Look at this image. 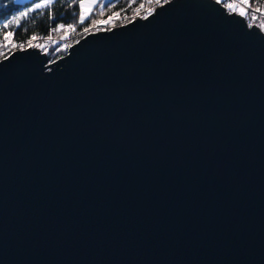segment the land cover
Instances as JSON below:
<instances>
[{
	"label": "water",
	"instance_id": "water-1",
	"mask_svg": "<svg viewBox=\"0 0 264 264\" xmlns=\"http://www.w3.org/2000/svg\"><path fill=\"white\" fill-rule=\"evenodd\" d=\"M0 264H264L262 33L170 0L1 59Z\"/></svg>",
	"mask_w": 264,
	"mask_h": 264
},
{
	"label": "trees",
	"instance_id": "trees-1",
	"mask_svg": "<svg viewBox=\"0 0 264 264\" xmlns=\"http://www.w3.org/2000/svg\"><path fill=\"white\" fill-rule=\"evenodd\" d=\"M80 1L81 0H58V2H54L50 8L34 10L29 13L27 17L22 18L20 27L10 26L9 30L14 29L12 39L14 41H25L33 34L39 36H70L71 39L73 33L68 29L55 32H53L52 29L55 28L58 23H63L65 25L75 23L77 26L74 32H78L80 29H84L94 23V21L107 17L115 12L128 13L141 5L149 6L155 3V0H109L103 5L99 4L94 7L90 15L81 24L78 23V4ZM41 2L42 0H27L22 3H16L15 0H0V44H2L4 33L9 31L3 29V23L19 12L25 11L26 8H32L35 3ZM247 4L264 10V0H247ZM50 12L58 19H49ZM33 20H35V23H33ZM68 42H56L53 44L48 50V62H52L63 56L67 48L73 44L72 41L69 44ZM57 49H59V51H57Z\"/></svg>",
	"mask_w": 264,
	"mask_h": 264
},
{
	"label": "snow or ice",
	"instance_id": "snow-or-ice-1",
	"mask_svg": "<svg viewBox=\"0 0 264 264\" xmlns=\"http://www.w3.org/2000/svg\"><path fill=\"white\" fill-rule=\"evenodd\" d=\"M54 2H58V0H42L41 3H35L33 5L32 8H26L25 11H21L19 12L17 15H14L11 17V19H7L4 23H3V29L5 30H9L10 26H15V27H20L21 26V20L24 17H27L29 13L33 12L34 10L37 9H42V8H50ZM155 2L157 4H159L161 2V0H155ZM167 2V0H166ZM217 2H221V0H217ZM243 3H247V0H243ZM89 8L92 7V5H88ZM141 7H143V5H141ZM225 7L228 9H231L232 11H237V7L235 3L229 2L225 4ZM85 8L86 5L83 2V0H81V2L78 4V23H83L84 20L86 19V13H85ZM259 9L253 10L250 13H246V11L244 10L243 6L240 8L239 10V14L240 15H248L249 16V27L253 26V23L256 21L257 17L255 15V12L258 11ZM90 15V13H89ZM49 19H58L57 17H55L51 12L49 13ZM111 19V18H110ZM33 23H35V20H33ZM95 23V22H94ZM76 24L75 23H70V24H63V23H58L56 25L55 28L52 29L53 32L55 31H60V30H64V29H69V30H75L76 28ZM260 27L264 28V24H261ZM84 32H88V28H84L83 29ZM67 34V33H66ZM14 35V29L13 30H9L6 31L4 33L3 36V42H2V49H7L9 54L11 53L12 50L17 48V43L12 41V37ZM38 39V37L33 34L31 37L28 38L27 40V46L28 47H38L41 49H44L45 51H47V49L44 48V45L42 44H34L33 42L36 41ZM50 39V37H49ZM9 45H11V47H9ZM18 47L23 50L25 48V44L23 42H19L18 43ZM2 49H0V52H2ZM57 51H59V49H57ZM5 59H7V56H5Z\"/></svg>",
	"mask_w": 264,
	"mask_h": 264
},
{
	"label": "built area",
	"instance_id": "built-area-1",
	"mask_svg": "<svg viewBox=\"0 0 264 264\" xmlns=\"http://www.w3.org/2000/svg\"><path fill=\"white\" fill-rule=\"evenodd\" d=\"M157 5H160V3L159 4H157ZM138 9V11H136V13L135 14H140V13H144V14H150V13H152V12H154V9H155V6H154V4H151V5H149V6H143V7H141V6H139V7H137ZM253 10H255V9H249L248 11H247V13H250V12H252ZM133 11L131 12V13H129L128 15L130 16V17H132L131 15H133ZM122 14H125V13H113V14H111V15H109V16H107V17H104V18H102V19H100V20H97V21H95V23H92V24H90L89 26H87L88 27V30L89 31H91V32H95V33H97V32H102V31H106V30H109V29H111V28H114V27H117V26H119V25H123L124 23H126V22H128V21H126L125 20V18L124 17H127V19L129 18V16L128 15H122ZM127 14V13H126ZM138 14V15H139ZM121 15V16H120ZM255 15H256V17H257V19H256V21L253 23V25H254V27L255 26H260L261 24H264V13H262L261 11H256L255 12ZM242 18H243V20L245 21V23H246V25H249V22H250V20H249V16L248 15H243V16H241ZM111 18V19H110ZM117 18H119V20H116ZM135 19V18H134ZM134 19H129V22L130 21H132V20H134ZM114 20V21H113ZM121 20H123V21H121ZM113 21V23H111ZM119 21V23L118 24H116L117 22ZM110 23L111 24H113L112 26H110V27H106V26H108V25H110ZM116 24V25H115ZM115 25V26H114ZM247 27H249V26H247ZM255 28H258V27H255ZM260 29V28H259ZM69 30V29H68ZM67 30V31H68ZM37 37H38V39L36 40V41H34L33 43L34 44H42V45H44V48L45 49H49L50 47H51V45L54 43V42H60V43H64L65 41L66 42H68V38H70V36H67V37H65V36H60V35H58V36H52V37H50V39H49V37H42V36H39V35H36ZM28 40V39H27ZM27 40H25L23 43L25 44V46L26 47H28L27 46ZM61 41H63V42H61ZM2 42H3V40H2ZM9 47H10V45H9ZM38 48V47H37ZM7 53H9L8 52V50L7 49H2V52H0V59L4 56V55H6Z\"/></svg>",
	"mask_w": 264,
	"mask_h": 264
},
{
	"label": "rangeland",
	"instance_id": "rangeland-1",
	"mask_svg": "<svg viewBox=\"0 0 264 264\" xmlns=\"http://www.w3.org/2000/svg\"><path fill=\"white\" fill-rule=\"evenodd\" d=\"M24 1H27V0H15V2L16 3H22V2H24ZM109 0H83V2L85 3V5H86V8H85V13H86V18L89 16V13H91V11H92V9L94 8V7H96L97 5H103L104 3H106V2H108ZM168 1H170V0H167V2ZM217 1V0H216ZM241 2H243V0H240ZM81 2V1H80ZM222 2V1H221ZM220 2V3H221ZM166 3V1L163 3V4H165ZM222 4V3H221ZM247 4V3H246ZM88 5H92V7L91 8H89L88 7ZM144 6H146V5H144ZM248 10L249 9H259V8H257V7H253V6H250V5H248ZM240 8L241 7H237V12L239 13V10H240ZM138 8L136 7V8H134L132 11L134 12L133 13V15H131L132 17H130L128 14L129 13H131L132 11H129L127 14L125 13V14H122V15H128L129 16V18L127 19V17H124L125 18V20L126 21H128V22H126V23H124L123 25H125V24H127V23H129V19L131 20V19H136V18H144L145 16H147L148 14H144V13H138V14H135L136 13V11H138L137 10ZM247 9H245V11H246V13H247V11H248ZM259 11H261L262 13H264V10L263 9H259ZM115 13H118V12H115ZM121 14V13H120ZM121 16V15H120ZM241 16H243V15H241ZM100 19H102V18H100ZM100 19H98V20H100ZM116 20H119V18H117ZM97 21V20H96ZM114 21V20H113ZM113 21L111 22V23H113ZM121 21H123V20H121ZM95 22V21H94ZM131 22V21H130ZM110 23V25H108V26H106V27H110V26H112L113 24H111ZM119 23V21L116 23V24H118ZM115 24V25H116ZM114 25V26H115ZM119 26H121V25H119ZM118 27V26H117ZM114 28H116V27H114ZM112 29V28H111ZM110 30V29H109ZM260 31H262V35L264 36V28H262V27H260V29H259ZM85 35H87V34H85V32L83 31V29H80L79 30V33L76 35V36H72V38L70 39V38H68V40H69V42H68V44L69 43H71V41H72V43H74V42H76V41H78L79 39H81L82 37H84ZM55 36H58V35H55ZM58 42V41H57ZM56 42H54L53 44H55ZM52 44V45H53ZM51 45V46H52ZM26 47V46H25ZM66 47H68V46H66ZM27 48V47H26ZM49 50V49H48ZM48 50L47 51H45L44 49L43 50H41L40 51V53H43L46 57H47V54H48ZM67 51V50H66ZM65 55V54H64ZM63 55V56H64ZM63 56H61V57H63ZM61 57H59V58H61ZM59 58H57V59H59ZM56 59V60H57ZM56 60H54V61H56ZM54 61H52V62H54ZM52 62H48V60H47V64H51Z\"/></svg>",
	"mask_w": 264,
	"mask_h": 264
},
{
	"label": "bare ground",
	"instance_id": "bare-ground-1",
	"mask_svg": "<svg viewBox=\"0 0 264 264\" xmlns=\"http://www.w3.org/2000/svg\"><path fill=\"white\" fill-rule=\"evenodd\" d=\"M166 0H161V2H160V5H157V3L155 2L154 3V6H155V8L156 7H158V6H162L163 5V3L165 2ZM214 2H216V3H218L222 8H223V11L224 12H226L227 14H231V13H234V14H236V15H239V16H241L237 11H232L231 9H228V8H226L225 7V4L226 3H229V2H232V3H235L236 4V7H242L243 6V8H244V10L245 9H247L248 10V4H246V3H243V2H241L240 0H222V4L220 3V2H217L216 0H213ZM169 2V1H168ZM243 22H244V24H245V27L247 28V29H249L250 27H247V26H249V25H246V23H245V21L243 20ZM255 27H258V28H256V29H258L259 30V28H260V26H255ZM86 28H88V27H86ZM70 32H72L73 33V36H76L78 33H79V31L78 32H74V31H72V30H69ZM260 31V30H259ZM261 33H262V31H260ZM89 33H95V32H91V31H89L88 30V32H85V34H89ZM42 37H52V36H42ZM12 41L13 42H15V43H17V48L16 49H14V50H12L11 51V53L13 52V51H16V50H18V51H20L21 49L18 47V43L19 42H24V41H14L13 39H12ZM10 47H11V45H10ZM26 48V47H25ZM24 48V49H25ZM30 49H35V50H37L39 53H40V51L41 50H43V49H41V48H37V47H35V46H33V47H29ZM0 49H2V44H0ZM10 53V54H11ZM42 54V53H41ZM9 55V53H7L6 55H4L1 59H3V58H5V56H8ZM0 59V60H1Z\"/></svg>",
	"mask_w": 264,
	"mask_h": 264
}]
</instances>
